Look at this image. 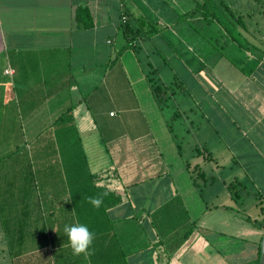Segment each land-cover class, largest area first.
Segmentation results:
<instances>
[{
  "label": "crops",
  "instance_id": "0c3cea01",
  "mask_svg": "<svg viewBox=\"0 0 264 264\" xmlns=\"http://www.w3.org/2000/svg\"><path fill=\"white\" fill-rule=\"evenodd\" d=\"M142 1L143 7L138 0H0V264L260 260L264 38L255 45L256 53L244 52L246 65L241 66L243 58L229 59L241 68L239 74L181 61L193 83L190 89L182 87L183 93L192 102L178 110L190 119L185 132L203 139L191 149L173 139L174 147L166 152L146 104L160 105L151 80L155 73L149 71H158L150 55L154 50L146 44L161 32L142 37L147 26L138 17L149 25L147 13L153 8ZM79 5L89 7L93 27H77ZM157 20V26H166ZM125 23L138 34V52L122 49ZM125 51L135 52L130 54L132 70L125 65ZM141 51H146L145 65ZM71 106L88 169L103 175L96 186L109 191L103 214L93 213L85 199L83 211L78 210L76 185L69 182L55 178L42 186L55 191L51 200L40 193L38 178L44 171L33 161L32 144ZM62 176L66 179L64 171ZM252 191L255 209H248ZM45 204L53 207L50 216ZM80 216L88 217L85 225L90 223L96 237L87 257L72 254L64 233L65 225L79 223ZM97 222L103 229L97 230Z\"/></svg>",
  "mask_w": 264,
  "mask_h": 264
},
{
  "label": "rangeland",
  "instance_id": "374dc122",
  "mask_svg": "<svg viewBox=\"0 0 264 264\" xmlns=\"http://www.w3.org/2000/svg\"><path fill=\"white\" fill-rule=\"evenodd\" d=\"M138 1L143 7V1ZM148 1L151 8L153 7L150 13H147L152 23L154 22L152 25L157 26L155 20L158 18L166 23L164 27L158 26L161 34L156 36L153 42L147 41L146 48L154 50L150 55L155 62L154 67L158 69L157 73L152 67L149 71L155 73V81L159 82L161 79L162 84L165 82L170 84L169 95L164 101L159 100V106L148 100L146 103L149 109L148 116L166 152H170L174 147L169 143L173 139L178 144L182 142L186 149H191L196 145L195 141L201 140L202 137L200 133L195 135L194 132L190 134L185 132V125L190 123V119L183 110H178L192 102L191 96L183 93L185 89L182 87L190 89L193 83L192 78L184 73L181 61L187 60L186 62L193 67L197 62L210 72L216 69L219 72L241 73V68L231 63L229 59L243 58L242 66L248 63L244 59V52L247 50L257 52L255 45L264 38V0H209L210 9L214 10L209 17L204 14L206 8L202 6L201 9L195 8L206 0H175V3L171 0ZM173 19L176 20L172 21ZM136 51L138 52V49ZM134 53L132 51L124 53L125 65L131 70L135 63L131 62L130 54ZM140 56L145 65L146 51H141ZM166 58L168 63L164 62ZM189 113L193 119L197 116L195 112ZM3 146L7 148L6 144ZM186 152L190 153L188 150ZM212 167L208 164V168ZM237 190L241 193L243 189L238 187ZM252 196L253 191L247 196L248 209H255L251 207Z\"/></svg>",
  "mask_w": 264,
  "mask_h": 264
},
{
  "label": "trees",
  "instance_id": "16d2710c",
  "mask_svg": "<svg viewBox=\"0 0 264 264\" xmlns=\"http://www.w3.org/2000/svg\"><path fill=\"white\" fill-rule=\"evenodd\" d=\"M208 2L209 0H206L195 7L196 9H201V6L203 8H206L207 10L204 12L206 17H209L211 13H214V10L210 9V4H208ZM138 20L141 22L140 25L142 27L147 26V31L142 34L143 38L152 36L160 29L158 28V26L152 25L154 22L150 23L149 25H145L148 23V21L145 20L143 17H138ZM75 21L77 27L82 29H88L94 26L93 16L87 5H79L76 7ZM155 23L157 24L158 20L155 21ZM124 26V33L127 39L126 44L123 46L122 49L125 50L129 47L137 49V45L135 44V42L138 38V34L134 33L126 23ZM154 71L156 70L154 69ZM151 80H153L156 85L154 88V92L156 95H158V99H162V101H164V99L167 98L166 96L169 95L168 87H162V85L155 81L154 78H152ZM72 111L73 106L69 107L68 110H66L59 116L55 126L46 128L43 134L39 138H37L32 144V152L34 155L33 161L35 165L41 166L40 169H43L44 171V177L38 178L39 186L41 189L40 193L43 195L44 200L46 198H49L48 200H51V197H54L56 195L55 191L44 190L42 189V186H45L46 184H51L52 182L54 183L55 178H57L58 183L66 184L67 182H69L70 184L76 185L74 197H76L75 199L77 202L79 201L81 203L80 206L77 207L78 210L83 211V199L88 200L89 197L102 196L103 203L98 209L94 208L90 203L89 204L91 206L90 209L93 210V213L95 212L99 214V211L101 210L103 214L105 213V209L110 201L108 195L109 191L105 187L103 188L96 186V182L104 178L103 175L91 173L88 169L86 154L83 150L81 137L78 128L75 125ZM38 159H40V163L38 162ZM55 168H58L57 175L55 173ZM63 171L67 180L64 178V176H62ZM236 193H238L237 190ZM52 209L53 207L51 205L45 204V211L47 215H51ZM80 217L81 220L79 223L81 224H86L89 220L88 217L86 218V220L83 219V216ZM47 223L48 222H46V224ZM50 223L48 227L51 230ZM87 225H89L90 227V223ZM95 225L97 226V230L103 229L100 223L97 222ZM254 264H259V260L256 261Z\"/></svg>",
  "mask_w": 264,
  "mask_h": 264
},
{
  "label": "clouds",
  "instance_id": "9594fccd",
  "mask_svg": "<svg viewBox=\"0 0 264 264\" xmlns=\"http://www.w3.org/2000/svg\"><path fill=\"white\" fill-rule=\"evenodd\" d=\"M88 200L89 203L97 209L103 203L102 196L89 197ZM64 233L67 236L68 246L74 256L84 255L87 257L91 254L90 249L96 237L95 233L92 232L87 225L81 223L65 225Z\"/></svg>",
  "mask_w": 264,
  "mask_h": 264
},
{
  "label": "water",
  "instance_id": "95a60500",
  "mask_svg": "<svg viewBox=\"0 0 264 264\" xmlns=\"http://www.w3.org/2000/svg\"><path fill=\"white\" fill-rule=\"evenodd\" d=\"M259 264H264V236L261 241V257L259 260Z\"/></svg>",
  "mask_w": 264,
  "mask_h": 264
}]
</instances>
